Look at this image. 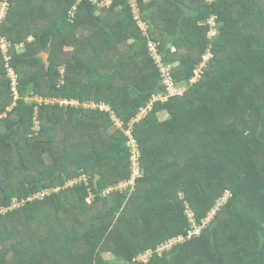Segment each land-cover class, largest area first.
Masks as SVG:
<instances>
[{
    "label": "trees",
    "instance_id": "trees-1",
    "mask_svg": "<svg viewBox=\"0 0 264 264\" xmlns=\"http://www.w3.org/2000/svg\"><path fill=\"white\" fill-rule=\"evenodd\" d=\"M135 1L146 34L126 0H0V264H264V0ZM149 42L184 92L130 126L165 92ZM129 128L142 176L106 194L130 180Z\"/></svg>",
    "mask_w": 264,
    "mask_h": 264
},
{
    "label": "built area",
    "instance_id": "built-area-1",
    "mask_svg": "<svg viewBox=\"0 0 264 264\" xmlns=\"http://www.w3.org/2000/svg\"><path fill=\"white\" fill-rule=\"evenodd\" d=\"M89 1H90L91 5L96 8L97 11H101V10H104L105 8H109L112 5L114 0H89ZM126 1H127V4L131 8V11L133 14V19L137 22V24L139 26H142L144 24V22H142L140 20V10L137 7L136 1L135 0H126ZM74 16H75L74 14H71V18L74 19ZM209 23H211V25L214 27V21L213 20H210ZM211 31H213V28ZM143 33L145 34V32H143ZM1 45H3L2 46V52L4 54V60L8 61L9 57H7L5 54L7 51V48H8V43H6L4 40H2ZM148 49L151 53V56L154 58L155 63L159 69L160 78L162 79L163 86L165 87V92L160 97H153L150 100V104L146 109H140L136 118L134 120H132V122L130 123V126H132L135 123L140 122L146 116V114L151 110V105L153 103H156L157 101L163 103L172 97H182L183 92H184V89L176 86L175 83H173L174 80H172V78L170 76V71H172V68L169 66L165 67V65H163L161 63L160 56L158 54L159 53L158 52V45L156 43L149 42L148 43ZM206 60H208V58H206ZM6 68H7V72H8V78L11 80V83H10L11 93L13 95V99L16 100L17 99V92H16L17 76L11 68H9L8 66H6ZM201 74H202V70L198 69V71L196 72V75L193 78V80L191 81V83L192 84L197 83L200 79ZM35 98H36V100H39L37 97H35ZM60 104H63V103H60ZM89 106L92 109L98 108L102 112H108L109 111V108H107L106 105H104V104H100V105L91 104ZM110 116L113 119V115L110 114ZM115 125L117 126L118 129H121V127H122V125L119 122H116ZM123 134L127 139L126 146H127L129 153H130L129 171H130L131 177L127 183L120 184V185H118L112 189L111 188L108 189L105 192L106 194H110L113 191L125 190L127 188L133 189L134 183L137 180H139V178H141V176H142V171H141V167H140L141 154L139 152L137 142L135 141V139L132 136V128H129L126 131H124ZM35 199H39V198H35ZM29 201H30V199H29ZM211 214L213 215V217L216 216V212H212ZM191 235H189L188 239L191 237ZM181 242H184V239L181 237L177 238V239H173L171 241H168L164 245H162L157 251L159 253L162 251H167V250L171 249L172 246L176 245L177 243H181ZM148 255H149V259H150V257H151L150 252L145 253L144 257L146 258V256H148ZM141 258H142V256L137 258V259H141Z\"/></svg>",
    "mask_w": 264,
    "mask_h": 264
},
{
    "label": "rangeland",
    "instance_id": "rangeland-1",
    "mask_svg": "<svg viewBox=\"0 0 264 264\" xmlns=\"http://www.w3.org/2000/svg\"><path fill=\"white\" fill-rule=\"evenodd\" d=\"M213 1H216V0H209V2H213ZM145 2H148V0H145ZM6 10H7V5L4 3V4H2V5H0V20L5 16V14H6ZM100 14L98 13H96V16H99ZM140 28L142 29V31L143 32H145V34L147 33V28H146V25H142V26H140ZM146 28V29H145ZM219 30H218V28L216 27V30H215V27L213 28V31H211V35L212 36H214V35H216V34H218L219 35ZM2 40H3V38H1L0 37V42L2 43ZM0 43V44H1ZM1 46V48H2V46L3 45H0ZM175 49V48H174ZM16 50H17V52H23L24 51V47L22 46V45H20V46H17L16 47ZM173 68V67H172ZM32 101V102H31ZM27 102L28 103H35V104H38L40 101L39 100H36V98H33V99H29V100H27ZM59 103H64L62 100H60L59 101ZM65 103H67V102H65ZM67 104H70V103H67ZM161 118H164V116H160ZM113 122V121H112ZM117 126L114 124L113 125V128L111 129V131H110V133H112L115 129L117 130V128H116ZM33 129H37V124H35V127L33 128ZM35 131V130H34ZM83 180H86L85 178H83ZM75 182H77V181H75ZM87 181H85V183H86ZM78 183V182H77ZM125 190H127V189H125ZM50 194V191H48V193L47 192H43V193H41L40 195H37V196H35V197H31L30 198V200H33V199H35V198H39V199H41V197L42 196H48ZM103 197L104 196H106V195H102ZM227 201V200H226ZM225 201V202H226ZM224 202V203H225ZM19 205L16 203V201L15 200H13V202H12V204H11V210H14V209H16L17 207H18ZM216 217H217V214H216ZM189 218H191V216H189ZM214 218L215 217H213V215L211 214L210 216H209V219L207 220V222H206V224H209V222H211L212 220H214ZM196 231V232H195ZM194 235H198V231L197 230H194ZM254 232H250V231H248V232H244V233H242V235L243 236H247V235H252ZM183 242H181V243H177V244H182ZM234 250L235 251H240V252H242V251H244L245 250V247L244 246H239L238 248H234ZM220 251H221V253L223 254V255H225V254H227V253H229V252H234L233 251V247H223V248H220ZM145 255V254H144ZM144 255H141L142 256V258L141 259H135L132 263H136V264H145V263H147L149 260V255L148 256H146V258L144 257ZM141 256H139V257H141ZM103 257V259L105 260V261H107L108 262V264H127V263H125V262H123V261H120L118 258H116L114 255H111V254H108V255H103L102 256ZM138 257V258H139Z\"/></svg>",
    "mask_w": 264,
    "mask_h": 264
},
{
    "label": "water",
    "instance_id": "water-1",
    "mask_svg": "<svg viewBox=\"0 0 264 264\" xmlns=\"http://www.w3.org/2000/svg\"><path fill=\"white\" fill-rule=\"evenodd\" d=\"M87 22L91 23L92 25H96L98 21L95 18L94 19L89 18L87 20ZM34 57L39 59L41 61V63L43 64V66H44V77L47 78L48 69H49L48 53L45 51H41L40 53L34 55ZM96 181H97V178H95L94 183H96ZM227 217H229L228 214H225L224 216H222V218L219 220V223L223 222Z\"/></svg>",
    "mask_w": 264,
    "mask_h": 264
},
{
    "label": "clouds",
    "instance_id": "clouds-1",
    "mask_svg": "<svg viewBox=\"0 0 264 264\" xmlns=\"http://www.w3.org/2000/svg\"><path fill=\"white\" fill-rule=\"evenodd\" d=\"M1 49H2V48H1ZM35 196H36V195H35ZM33 197H34V196H33ZM30 198H31V197H30ZM30 198H29V199H30ZM29 199H28V200H29ZM30 201H31V200H30Z\"/></svg>",
    "mask_w": 264,
    "mask_h": 264
}]
</instances>
